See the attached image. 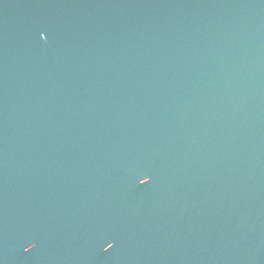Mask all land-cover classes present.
I'll return each instance as SVG.
<instances>
[{"label": "water", "instance_id": "water-1", "mask_svg": "<svg viewBox=\"0 0 264 264\" xmlns=\"http://www.w3.org/2000/svg\"><path fill=\"white\" fill-rule=\"evenodd\" d=\"M0 264H264V0H0Z\"/></svg>", "mask_w": 264, "mask_h": 264}]
</instances>
